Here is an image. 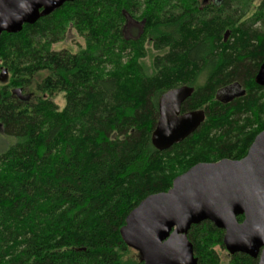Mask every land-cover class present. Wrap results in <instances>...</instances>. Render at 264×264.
<instances>
[{
    "label": "trees",
    "instance_id": "16d2710c",
    "mask_svg": "<svg viewBox=\"0 0 264 264\" xmlns=\"http://www.w3.org/2000/svg\"><path fill=\"white\" fill-rule=\"evenodd\" d=\"M255 1L75 0L0 36V129L13 139L0 152V264H142L119 234L128 213L198 163L241 159L264 130L254 82L264 0ZM127 18L140 22L134 38ZM69 29L84 47L52 51ZM148 49L151 72L141 62ZM234 84L242 95L222 102L218 92ZM32 85L33 101L11 94ZM182 86L194 92L181 112L203 110L205 120L157 151L158 100ZM223 234L208 221L191 226L197 264H219ZM256 263L236 254L227 264Z\"/></svg>",
    "mask_w": 264,
    "mask_h": 264
},
{
    "label": "water",
    "instance_id": "95a60500",
    "mask_svg": "<svg viewBox=\"0 0 264 264\" xmlns=\"http://www.w3.org/2000/svg\"><path fill=\"white\" fill-rule=\"evenodd\" d=\"M74 1L0 0V36L18 34L25 25H34ZM5 74L2 71L0 79ZM254 82L264 88V59ZM193 92L182 86L160 96L150 138L157 151L180 144L203 124V110L181 112ZM11 94L27 100L20 89ZM205 221L224 232L222 245L229 256L243 254L264 264V130L241 159L198 163L175 177L166 192L145 197L125 217L119 234L142 264H197L187 233Z\"/></svg>",
    "mask_w": 264,
    "mask_h": 264
},
{
    "label": "rangeland",
    "instance_id": "374dc122",
    "mask_svg": "<svg viewBox=\"0 0 264 264\" xmlns=\"http://www.w3.org/2000/svg\"><path fill=\"white\" fill-rule=\"evenodd\" d=\"M259 0L255 1L253 5L257 6L259 4ZM253 15V11H250L246 18H249ZM141 27H140V22L136 19H131V18H127V24H126V28H125V35L126 38H134L136 36V34L138 32H140ZM227 37V35H226ZM84 47V42L83 39L81 37H79L73 30L69 29L67 30L65 37L63 39V41L54 44L51 46V50L52 51H62V50H66L69 51L71 53H77L80 49H82ZM152 52L148 49L147 53H146V57L143 58V60H141V62L144 64V66L147 69V72H151V64H152V56H151ZM2 74V72H1ZM0 74V76H1ZM7 75V74H5ZM6 80L7 77L5 76V79L2 80L0 79V87L4 86L6 84ZM16 89H12V91H14ZM21 90V97H27V101H33V99L35 98V96L37 95L36 93V89L35 87L32 85L30 88L28 89H20ZM242 88L241 85L239 84H234L232 86H228L225 87L224 89H222L221 91L218 92V97L219 99L224 102H230L233 100V98H238L239 96H241L242 92H241ZM17 97V96H16ZM53 102L55 103V105L58 106V108L61 110L64 107V99H63V94H58L55 97H53ZM10 143H13V139H7L4 138L1 134V129H0V152ZM180 168H177V171ZM214 250L216 251L218 257H219V264H227L229 261V255L226 252V250L223 248H220L218 246H216L214 248ZM131 253L133 255H138L137 252L135 251H131Z\"/></svg>",
    "mask_w": 264,
    "mask_h": 264
},
{
    "label": "flooded vegetation",
    "instance_id": "af4514ba",
    "mask_svg": "<svg viewBox=\"0 0 264 264\" xmlns=\"http://www.w3.org/2000/svg\"><path fill=\"white\" fill-rule=\"evenodd\" d=\"M206 5H211V3L217 1V0H202ZM1 74V73H0ZM7 79H8V75H6ZM16 97V96H14ZM17 100H20L18 97H16ZM234 99V98H233Z\"/></svg>",
    "mask_w": 264,
    "mask_h": 264
}]
</instances>
